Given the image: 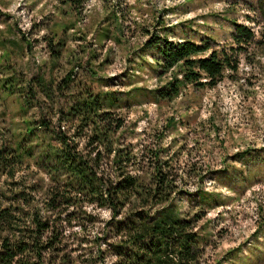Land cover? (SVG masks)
<instances>
[{
	"label": "rangeland",
	"instance_id": "1",
	"mask_svg": "<svg viewBox=\"0 0 264 264\" xmlns=\"http://www.w3.org/2000/svg\"><path fill=\"white\" fill-rule=\"evenodd\" d=\"M233 23L264 41V0H0V148L21 142L33 152L9 178L0 174V187L46 194L55 186L59 136L77 152L86 143L63 114L88 94L113 98L105 111L123 120L116 138L139 168L148 171L160 148L179 190L190 193L180 207L200 216L205 263L264 264V44L242 52L236 82L186 86L172 100L162 89L170 75L158 76L157 46L146 47L166 37L236 48ZM56 213L48 215L59 251L46 264L114 263L108 245L119 237L105 226L107 210L84 204Z\"/></svg>",
	"mask_w": 264,
	"mask_h": 264
},
{
	"label": "trees",
	"instance_id": "2",
	"mask_svg": "<svg viewBox=\"0 0 264 264\" xmlns=\"http://www.w3.org/2000/svg\"><path fill=\"white\" fill-rule=\"evenodd\" d=\"M231 37L236 48L219 50L188 39L173 43L155 37L148 41L146 47L157 46L158 76L170 75L162 88L168 100L178 97L186 86L212 89L226 79L236 82L242 52L264 41L251 28L235 23ZM116 103L113 98L101 100L88 94L63 114L85 131L86 143L77 152L59 136L63 150L54 154L51 181L55 186L46 194L36 199V194H25L11 182L2 183L0 264H46L47 255L59 251L50 215L84 204L109 213L105 226H111L119 237L108 245L113 264H206L195 230L200 216L181 210L182 197L190 193L179 190L171 159L160 158L164 150L159 148L151 153L148 171L139 168L137 156L116 138L123 131V120L105 111L113 110ZM172 121L168 120L166 129ZM35 131L27 128L28 136L35 137ZM32 153L21 142L0 148V174L9 178L14 166ZM42 154V161L49 156Z\"/></svg>",
	"mask_w": 264,
	"mask_h": 264
}]
</instances>
